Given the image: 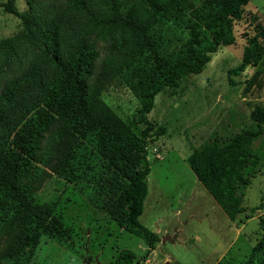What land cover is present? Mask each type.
Wrapping results in <instances>:
<instances>
[{
	"label": "trees",
	"instance_id": "obj_1",
	"mask_svg": "<svg viewBox=\"0 0 264 264\" xmlns=\"http://www.w3.org/2000/svg\"><path fill=\"white\" fill-rule=\"evenodd\" d=\"M23 1L19 11L15 0H0V10L18 20L15 32L0 38V264H26L41 235L68 245L55 201L35 195L51 175L88 193L93 206L152 249L157 233L138 217L150 171L147 143L164 128L147 113L157 93L199 73L211 53L232 43L248 0ZM250 18L264 22V11ZM254 23L252 33L245 32L250 24L241 32L237 68L257 74L264 70V24ZM108 87L117 98L135 99L127 120L100 97ZM251 115L255 128L210 138L185 157L230 221L245 210L239 187L248 182L246 168L259 162L251 142L264 128V107ZM257 222L263 232L243 264H264V215ZM135 259L122 249L113 264Z\"/></svg>",
	"mask_w": 264,
	"mask_h": 264
},
{
	"label": "rangeland",
	"instance_id": "obj_2",
	"mask_svg": "<svg viewBox=\"0 0 264 264\" xmlns=\"http://www.w3.org/2000/svg\"><path fill=\"white\" fill-rule=\"evenodd\" d=\"M15 5L19 11L25 9L23 0H15ZM243 10V17L233 25L232 43L211 53L199 73L186 75L173 89L157 93L147 113L164 128L163 135L147 143L150 171L138 217L141 224L157 233L159 240L154 247L147 248L137 236L118 227L106 210L93 206L88 193L51 175L41 181L35 195L55 201L53 213L68 230L69 243L60 244L41 235L26 264H113L122 249L136 255L133 264L244 263L263 232L257 218L264 215V207L259 205L264 201V128L251 142L259 162L246 168L248 182L239 187L245 210L234 221L197 182L185 162L193 149L210 138L222 141L255 128L252 111L264 107V70L260 68L256 74L250 67L237 68L244 45L241 32L248 24V34L254 22L264 24L250 18L264 11V0H248ZM17 24L14 15L0 10V38L14 33ZM116 94L108 87L100 97L127 120L136 101L129 95L117 98ZM164 236L170 239L161 241ZM4 238L0 235V249Z\"/></svg>",
	"mask_w": 264,
	"mask_h": 264
},
{
	"label": "water",
	"instance_id": "obj_3",
	"mask_svg": "<svg viewBox=\"0 0 264 264\" xmlns=\"http://www.w3.org/2000/svg\"><path fill=\"white\" fill-rule=\"evenodd\" d=\"M165 239H170V237L164 236V237H162L161 241H164ZM163 264H167V262H164Z\"/></svg>",
	"mask_w": 264,
	"mask_h": 264
},
{
	"label": "crops",
	"instance_id": "obj_4",
	"mask_svg": "<svg viewBox=\"0 0 264 264\" xmlns=\"http://www.w3.org/2000/svg\"><path fill=\"white\" fill-rule=\"evenodd\" d=\"M160 156H161V155H160ZM160 156H159V155L157 156V160L160 158ZM148 174H149V173H148ZM148 174H147V175H148ZM157 236H158V235H157Z\"/></svg>",
	"mask_w": 264,
	"mask_h": 264
}]
</instances>
